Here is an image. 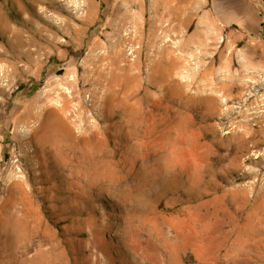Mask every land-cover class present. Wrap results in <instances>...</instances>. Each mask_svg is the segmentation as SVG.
Instances as JSON below:
<instances>
[{
	"label": "rangeland",
	"instance_id": "rangeland-1",
	"mask_svg": "<svg viewBox=\"0 0 264 264\" xmlns=\"http://www.w3.org/2000/svg\"><path fill=\"white\" fill-rule=\"evenodd\" d=\"M64 1L0 0V264H264V0Z\"/></svg>",
	"mask_w": 264,
	"mask_h": 264
},
{
	"label": "bare ground",
	"instance_id": "bare-ground-1",
	"mask_svg": "<svg viewBox=\"0 0 264 264\" xmlns=\"http://www.w3.org/2000/svg\"><path fill=\"white\" fill-rule=\"evenodd\" d=\"M66 1V0H65ZM64 1V2H65ZM70 1V0H69ZM68 1V2H69ZM124 2V1H123ZM73 3H75V0L72 2V4ZM129 3V2H128ZM128 3H125L124 4V7L122 8L123 10H124V14H123V16H121V19H120V21L121 22H125V21H127V26H126V28H125V34L124 35H121V36H119V34H118V36L116 35L117 33H116V31H118L119 30V28H116L115 30H114V32L112 33V34H110V35H116L117 36V38H116V40H113V42L112 41H110V38H108L107 40H105V43L104 44H101V47L102 48H104V53H102V54H99V55H97L96 56V61H100V60H107V62H108V65L107 66H104V67H102V68H100L99 69V71H98V77L100 76V77H102V76H104L105 75V72H106V69H108V67L109 66H111V69L113 70H117L118 69V71H122L123 69L124 70H126V71H129V72H131L133 69H135L134 67H136L135 66V64L133 63L134 62V60H128L127 59V57L124 55V47H126V46H130V45H132L134 42H139V36H140V29H139V26H138V22L136 21V18H134L133 17V15H130V3L128 4ZM119 4H120V2H119ZM78 5V4H77ZM86 6V5H85ZM76 7V6H75ZM72 8V7H71ZM119 8V7H118ZM78 9V8H77ZM120 9V8H119ZM118 9V10H119ZM79 11V10H78ZM82 11V10H81ZM118 12V11H117ZM120 12V11H119ZM118 12V13H119ZM78 13V12H77ZM117 13V14H118ZM121 13V12H120ZM123 13V12H122ZM50 16V15H49ZM76 16V15H75ZM116 16V15H115ZM52 17V16H51ZM50 17V18H51ZM56 18V17H55ZM120 18V17H119ZM128 18H130L129 20H128ZM56 20V19H55ZM117 20V19H116ZM56 22V21H55ZM63 22V21H62ZM121 22H119V23H121ZM60 23V22H59ZM61 24V23H60ZM55 25H57V24H55ZM119 25V24H118ZM125 25V24H124ZM155 25V24H154ZM157 25V24H156ZM59 26V25H58ZM114 26V25H113ZM116 26V25H115ZM66 27V26H65ZM64 27V28H65ZM118 27V26H117ZM124 27V26H123ZM160 27V26H159ZM114 28V27H113ZM165 28V27H164ZM59 29V28H58ZM123 29V28H122ZM121 29V30H122ZM156 29H158L157 27H156ZM173 30L174 29V26L172 25V26H170V25H167V27L164 29V30H162V32L160 33V34H157V35H153V42H151L152 44V47H156V45H157V42L161 39V37H162V35H164L163 33L165 32H167L168 30ZM64 30V29H63ZM153 30V29H152ZM59 31H60V29H59ZM112 31H113V29H112ZM161 31V30H160ZM55 32V31H54ZM61 32V31H60ZM120 32V31H119ZM151 32H153V31H151ZM62 33V32H61ZM121 33V32H120ZM154 33V32H153ZM152 34V33H151ZM55 35V34H54ZM57 35V34H56ZM109 35V34H108ZM48 36H50V35H48ZM48 38V37H47ZM53 39V37L51 38V40ZM56 39V38H55ZM141 39H142V37H141ZM47 40V39H46ZM148 40V42H149V38L147 39ZM151 41V40H150ZM27 42V41H26ZM45 42V41H44ZM141 42V41H140ZM149 44V43H148ZM28 45V44H27ZM149 46H150V44H149ZM32 52V51H31ZM135 52V51H134ZM35 54V53H34ZM28 55H30V53L28 54ZM28 57H30V56H28ZM134 59V58H133ZM121 61H123L124 62V65L123 66H119L118 67V65L117 64H119V62H121ZM94 62V61H93ZM125 62H126V64H125ZM95 67V66H94ZM248 69V68H247ZM246 69V70H247ZM4 69H2V71H3ZM252 71V70H251ZM245 70H242L241 72H239V73H235V74H230V75H226V74H224V75H221V74H218V75H216V76H214L213 75V77H211L210 79L208 78V80H207V82H206V84H207V86H208V88H209V90L210 91H212V92H214V91H218V90H222V91H224V94H227L228 93V91L229 90H233V89H237V90H239V92L242 90V89H244L245 87H247L248 86V83L247 82H245V81H243V78L245 77ZM254 72V71H253ZM111 73V72H110ZM255 73V72H254ZM252 74V73H251ZM248 76V75H247ZM4 77V76H3ZM99 77V78H100ZM250 77V76H249ZM251 78H253V77H251ZM245 80V79H244ZM96 81V80H95ZM251 85V84H250ZM253 86H254V88L256 89V87L258 88V86H256L255 84H253ZM250 89V88H249ZM252 89V88H251ZM246 90V89H245ZM234 92H235V90H234ZM236 94V93H235ZM240 97V96H239ZM258 97V96H257ZM64 99V98H63ZM70 99V98H69ZM61 100V99H60ZM66 101H68V98H66V99H64V103H62L61 105H59V106H57V110L58 111H61V112H63V111H65V110H68L69 111V113H67V114H65L66 115V117H68V116H74V119H75V122L77 121V117H76V115H73L74 113L75 114H77V111L75 110V109H73V110H70V108L69 107H67V102ZM230 101V99L229 98H227V99H225V103L226 102H229ZM232 101V100H231ZM70 102V101H69ZM264 102V101H263ZM67 103V104H66ZM71 106V105H70ZM74 106V105H73ZM72 109V108H71ZM67 111V112H68ZM231 109L230 108H228L227 110H226V112H225V114H232L231 113ZM243 112V111H242ZM241 111H239L238 112V114L236 115V118H238V117H244V119L243 120H239L238 122H236V124H237V127H240V129H243V130H247V129H249V125H250V121L244 116V114L242 113ZM261 112V111H260ZM59 113V112H58ZM79 113V112H78ZM262 113H263V111H262ZM81 114V113H80ZM80 114H78V115H80ZM259 114V113H258ZM60 115H61V113H60ZM248 115V114H247ZM261 115V114H260ZM59 116V115H58ZM252 116V115H251ZM61 117V116H60ZM63 117V116H62ZM79 117V116H78ZM82 117V116H81ZM259 117V120H260V116H258ZM65 118V117H64ZM69 120V119H68ZM251 120H252V118H251ZM70 122V121H69ZM85 122V121H84ZM259 122H261V121H259ZM72 123V122H71ZM82 123V122H81ZM86 123V122H85ZM264 124V123H263ZM64 125H65V123H64ZM87 125V124H86ZM85 125V126H86ZM81 126V125H80ZM79 126V128H81ZM252 126V125H251ZM77 127V126H76ZM253 127V126H252ZM263 128V127H262ZM59 129H61V128H59ZM65 130V129H64ZM68 130H70V129H68ZM80 130V129H79ZM84 130V129H83ZM85 132V131H84ZM242 132H244V131H242Z\"/></svg>",
	"mask_w": 264,
	"mask_h": 264
},
{
	"label": "crops",
	"instance_id": "crops-1",
	"mask_svg": "<svg viewBox=\"0 0 264 264\" xmlns=\"http://www.w3.org/2000/svg\"><path fill=\"white\" fill-rule=\"evenodd\" d=\"M244 4L245 2L249 5V11H251V14H253V17H254V20H260L261 19V13L258 9H256V7L254 6V4L250 1V0H243L242 1ZM209 3V2H208ZM209 5V4H208ZM213 3L210 2V7L208 8L210 13L215 16V19L218 21V23L222 26H228V25H225L226 24V21L225 18H226V13L224 10H218L217 12H214L213 10Z\"/></svg>",
	"mask_w": 264,
	"mask_h": 264
},
{
	"label": "trees",
	"instance_id": "trees-1",
	"mask_svg": "<svg viewBox=\"0 0 264 264\" xmlns=\"http://www.w3.org/2000/svg\"><path fill=\"white\" fill-rule=\"evenodd\" d=\"M261 27H262V25H261ZM261 27H260V28H261ZM35 88H36V87H35ZM35 88H32L31 92H32L33 90H35ZM21 90H22V89H21ZM28 95H29V93L26 94V98L28 97Z\"/></svg>",
	"mask_w": 264,
	"mask_h": 264
}]
</instances>
